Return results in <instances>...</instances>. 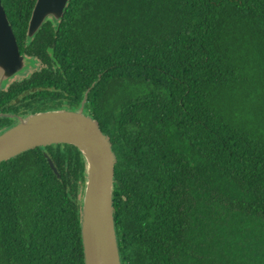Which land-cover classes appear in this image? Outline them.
<instances>
[{
    "label": "trees",
    "instance_id": "trees-1",
    "mask_svg": "<svg viewBox=\"0 0 264 264\" xmlns=\"http://www.w3.org/2000/svg\"><path fill=\"white\" fill-rule=\"evenodd\" d=\"M1 1L21 54L59 73L1 86L0 131L43 111L30 86L86 97L122 264H264V0H71L31 40L37 0ZM84 180L70 145L0 164V264H84Z\"/></svg>",
    "mask_w": 264,
    "mask_h": 264
},
{
    "label": "water",
    "instance_id": "water-1",
    "mask_svg": "<svg viewBox=\"0 0 264 264\" xmlns=\"http://www.w3.org/2000/svg\"><path fill=\"white\" fill-rule=\"evenodd\" d=\"M70 1L37 0L29 18L27 39H33L48 22L56 25ZM32 63L21 54L0 0V87ZM85 103L86 97L77 109L60 108L15 117L14 124L0 131V164L39 147L77 148L85 175L81 204L84 264H122L113 204L117 159L99 122L85 112ZM49 164L55 168L50 160Z\"/></svg>",
    "mask_w": 264,
    "mask_h": 264
},
{
    "label": "flooded vegetation",
    "instance_id": "flooded-vegetation-1",
    "mask_svg": "<svg viewBox=\"0 0 264 264\" xmlns=\"http://www.w3.org/2000/svg\"><path fill=\"white\" fill-rule=\"evenodd\" d=\"M38 72H48L51 73L53 75H57L59 73L58 68L53 65V64H49V63H45V62H40V61H33L32 65L26 69H24L23 71H21L20 73L14 75L9 81L4 82L2 84L3 85H8L10 83H15V82H21L24 79L30 78L32 75H34V73H38ZM37 87H29L27 94L29 95H36V94H40L38 97L39 99H46L44 102L41 101L39 104V106L43 109V111L46 110H50V109H60V108H72L73 106L76 105V100L70 97H64L63 95H61V93L59 94H53V95H44V93L46 92H55V89L53 86L51 87H40V89H37L36 91H33V89H36ZM62 91V90H61ZM63 92V91H62ZM68 94V93H65ZM43 102V103H42ZM80 106V105H79ZM14 117H25V115L23 113H18V114H13ZM11 123L14 124L16 122L15 118L10 119Z\"/></svg>",
    "mask_w": 264,
    "mask_h": 264
},
{
    "label": "rangeland",
    "instance_id": "rangeland-1",
    "mask_svg": "<svg viewBox=\"0 0 264 264\" xmlns=\"http://www.w3.org/2000/svg\"><path fill=\"white\" fill-rule=\"evenodd\" d=\"M83 187H84V186H83ZM82 197H83V195H82ZM82 197H81V198H82Z\"/></svg>",
    "mask_w": 264,
    "mask_h": 264
}]
</instances>
